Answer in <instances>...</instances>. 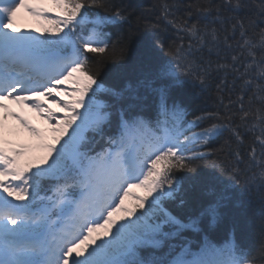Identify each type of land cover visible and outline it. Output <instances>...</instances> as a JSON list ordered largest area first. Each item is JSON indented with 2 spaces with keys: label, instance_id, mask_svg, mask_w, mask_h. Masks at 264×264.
I'll return each instance as SVG.
<instances>
[{
  "label": "snow or ice",
  "instance_id": "obj_1",
  "mask_svg": "<svg viewBox=\"0 0 264 264\" xmlns=\"http://www.w3.org/2000/svg\"><path fill=\"white\" fill-rule=\"evenodd\" d=\"M157 7L151 22L124 0H0V264H264V224L251 253L236 224L226 226L233 196L219 165L200 174L227 132L237 164L243 149L257 169L237 181L240 197L256 187L264 204V0H191L183 14L178 0ZM21 11L45 25L40 35L18 26ZM160 20L179 43L165 46ZM134 44L141 75L117 69L106 84L101 67ZM214 72L223 73L217 110L190 112L180 89L195 80L204 91ZM24 109L55 122V142L40 143L38 158L2 135L11 117L41 136ZM133 188L144 195L125 206ZM190 189L199 193L191 204Z\"/></svg>",
  "mask_w": 264,
  "mask_h": 264
},
{
  "label": "trees",
  "instance_id": "obj_2",
  "mask_svg": "<svg viewBox=\"0 0 264 264\" xmlns=\"http://www.w3.org/2000/svg\"><path fill=\"white\" fill-rule=\"evenodd\" d=\"M124 2L130 3L133 6L134 15H140L143 13L146 21L156 22V18L159 15V8L157 5L161 2V0H124ZM169 2H172V0H169ZM190 2L191 0H178V3L181 5L180 14H183L184 12L183 6ZM159 23L161 24V31L159 34L163 38L165 46L174 40L177 43L180 42L175 30L166 26L163 20H160ZM44 26L45 25H43L42 22H38L35 26L30 28V31L40 35V33L36 32V30ZM111 32L112 38L115 39L118 29L112 28ZM159 56L164 60L169 59L164 55L163 52L159 53ZM212 59L215 60V57L213 56ZM117 69L119 70V76L121 78L135 80L141 75V72L143 71V57L141 50L137 45H132L131 52L126 54L122 60H109L108 63L101 67V77L106 84H110L113 81L117 74ZM222 75L223 73L214 72L212 74L210 86L204 91H201L200 86L195 80L189 81L180 89L179 94L186 95L190 100V112L194 109L207 112H213L217 110V104L219 101L216 91V84L220 83V77ZM220 111L222 112L223 109L221 108ZM190 118L191 116H189V119ZM97 140L99 141V137ZM103 144V141H99L98 144H94V147L97 150H100ZM235 147V142L230 139L229 133L224 132L221 136L217 137L210 143L209 146L214 155L210 157L209 160L202 162L200 174L206 175L211 170L209 167H207V165L210 163V160H215L219 165V167L215 169V175L218 176L221 181L230 185V191L233 196V200L226 209V226L234 222L236 224L237 241L249 252L257 253L262 238L261 226L264 224V204L260 202L258 189L256 187H253L252 199L249 200L240 197V187L237 184V181H239L240 184H243L245 180L250 179L253 172H256L257 169L249 168L250 162L248 160L247 154L243 152V149H241L243 154V162L237 164L233 155V150ZM30 155L33 158H38L44 155V152L42 149L37 148L34 152L30 153ZM232 166H236L240 169V173L235 177L230 174V169ZM178 175L184 176L185 174L178 173ZM198 196L199 193L196 190L190 189L188 192L189 203L191 204L193 199ZM134 203L128 202L127 206L130 207ZM210 238L218 239L215 233L211 234Z\"/></svg>",
  "mask_w": 264,
  "mask_h": 264
},
{
  "label": "rangeland",
  "instance_id": "obj_3",
  "mask_svg": "<svg viewBox=\"0 0 264 264\" xmlns=\"http://www.w3.org/2000/svg\"><path fill=\"white\" fill-rule=\"evenodd\" d=\"M43 6L45 7H51L50 4L45 3ZM35 22H37L36 19H34L33 17H31L30 15H28L27 13L21 11L18 14V26L26 31L29 27H31ZM68 87H71V85H68ZM65 98V99H64ZM58 99H62V100H68L70 99V97L68 96H64ZM49 106V105H48ZM50 107V106H49ZM52 110H54L53 112H55L58 116V118H62L65 115L64 109L56 104H53V106L51 107ZM26 111V109H25ZM35 112H33L34 114ZM26 116H27V112H26ZM52 127L47 129L46 132L41 130L40 128L35 127L40 133L41 136L40 137H36L33 136L31 133H22L23 131L20 130L18 127H14L15 131L17 132V137L14 140H11L8 142V144H6L7 147H17L20 144H25L28 145L29 148L37 145L39 142L45 141L47 143H53L55 136L57 135V133H54L52 131V128L55 126V122L51 123ZM22 134V135H21ZM144 195V190L142 188H133L131 190L130 193V197L133 198V196H143Z\"/></svg>",
  "mask_w": 264,
  "mask_h": 264
},
{
  "label": "bare ground",
  "instance_id": "obj_4",
  "mask_svg": "<svg viewBox=\"0 0 264 264\" xmlns=\"http://www.w3.org/2000/svg\"><path fill=\"white\" fill-rule=\"evenodd\" d=\"M5 103L9 104V107L12 108L13 110L17 112H21V109L17 107L16 105L12 104L10 101H5ZM49 105L52 106V104H49ZM26 111H27V116H26V113H24L25 111H23L22 114L25 115L30 120L31 124L34 127L40 128L43 131H46L47 129L52 127L51 123L44 117L39 116L37 113L33 114V112L29 111L28 109H26ZM14 127H18L20 130L23 131L22 133H26V134L28 133L26 130H24L23 128L19 126L16 120L9 117L4 122V128L2 132V135L5 141L9 142L11 140H14L17 137V135L20 134V133L17 134V132H14L15 131Z\"/></svg>",
  "mask_w": 264,
  "mask_h": 264
}]
</instances>
